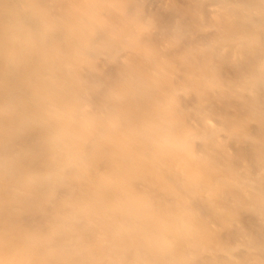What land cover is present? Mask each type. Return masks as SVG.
Segmentation results:
<instances>
[{
	"label": "bare ground",
	"instance_id": "6f19581e",
	"mask_svg": "<svg viewBox=\"0 0 264 264\" xmlns=\"http://www.w3.org/2000/svg\"><path fill=\"white\" fill-rule=\"evenodd\" d=\"M126 9L0 0V264H264V0L207 7L241 83L101 13ZM118 44L139 59L110 79L92 55Z\"/></svg>",
	"mask_w": 264,
	"mask_h": 264
},
{
	"label": "rangeland",
	"instance_id": "374dc122",
	"mask_svg": "<svg viewBox=\"0 0 264 264\" xmlns=\"http://www.w3.org/2000/svg\"><path fill=\"white\" fill-rule=\"evenodd\" d=\"M124 1L126 10H101V13L107 18L136 15L145 26L140 32L142 41L150 44L159 54H175L181 58L182 61L178 63L180 73L185 74L189 67L196 68L207 63V66H214L225 79L243 81L241 77L247 71V54L243 48H238L240 39L231 36L229 42L224 44L221 37L232 34V31L224 30L216 15L207 9L208 4L218 0ZM97 37L96 45L99 43ZM256 44L264 49V41ZM132 51L118 44L114 49H101L92 55V60L100 75L114 79L119 67L121 69L120 61L129 56L139 59ZM226 54L230 60L222 58ZM144 66L150 70L148 65ZM104 87L100 85L96 90L101 91ZM258 92L264 99V88L260 87Z\"/></svg>",
	"mask_w": 264,
	"mask_h": 264
}]
</instances>
